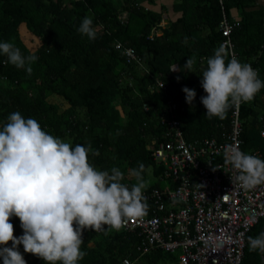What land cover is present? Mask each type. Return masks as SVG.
Returning <instances> with one entry per match:
<instances>
[{
  "label": "trees",
  "instance_id": "trees-1",
  "mask_svg": "<svg viewBox=\"0 0 264 264\" xmlns=\"http://www.w3.org/2000/svg\"><path fill=\"white\" fill-rule=\"evenodd\" d=\"M251 5V0H179L174 5L179 17L163 27L164 11L146 9L140 0H124L119 6L114 0H0V42L13 43L23 55L38 56L29 76L0 54V127L10 113L19 111L72 146L90 143L99 155L90 153L89 162L99 170L118 167L122 183H137L130 170L142 163L146 190L161 188L162 181L151 182L148 171L153 167L154 175L162 176L163 166L153 153L173 134L163 122V117L171 118L172 105L189 141L221 139L230 128L234 106L224 118L208 119L200 101L206 95L200 84L202 70L214 49L224 45L220 24L225 15L232 22L240 20L231 34L238 60L256 68L264 81V17L248 10ZM233 8L240 11L239 19L233 18ZM85 16L93 19L95 40L77 31ZM22 23L40 38L35 51L21 38ZM125 47H133L139 58L129 59ZM189 57L195 59L193 72L180 70ZM176 66L179 70L171 71ZM184 86L196 92L192 105L186 103ZM262 114L264 88L241 107L246 153L264 151ZM11 222L14 235H22L19 218ZM262 231L264 217L248 232L242 264H264V255L250 252L248 246V237ZM82 239L86 255L78 264H123L124 258L131 264H178V257L161 249H139L146 240L137 231L105 226L100 232L84 230ZM19 250L27 264H45L22 245Z\"/></svg>",
  "mask_w": 264,
  "mask_h": 264
},
{
  "label": "clouds",
  "instance_id": "clouds-1",
  "mask_svg": "<svg viewBox=\"0 0 264 264\" xmlns=\"http://www.w3.org/2000/svg\"><path fill=\"white\" fill-rule=\"evenodd\" d=\"M77 31L89 40L96 39L89 16L82 19ZM184 39L186 42L187 37ZM0 54L29 76L33 72L31 65L38 60L35 53L23 55L7 41L0 42ZM194 64L195 59L189 57L180 70L193 72ZM177 70L176 66L171 71ZM200 84L206 93L200 101L208 119L224 118L231 107L251 102L264 88L256 68L234 55L229 58L223 44L207 59ZM182 91L186 103L192 105L195 90L184 86ZM90 153L99 155L98 150L92 151L90 143L72 146L43 130L36 119L24 118L19 111L8 115L7 122L0 127L2 264H27L20 245L24 252L41 258L45 264H78L86 255L81 250L84 230L100 232L107 226L120 231L128 220L146 215L148 205L143 191L148 183L142 175L145 166L141 163L130 170L137 183L128 186L121 182L124 174L118 167L99 170L89 162ZM223 154L225 163L236 170L234 182L242 189L250 190L264 183V160L232 144L224 146ZM13 217L19 218L23 230L19 237L14 235ZM248 246L250 252L264 255V231L249 236ZM168 253L178 254L181 264L180 249ZM123 263L131 264V260L124 258Z\"/></svg>",
  "mask_w": 264,
  "mask_h": 264
},
{
  "label": "built area",
  "instance_id": "built-area-1",
  "mask_svg": "<svg viewBox=\"0 0 264 264\" xmlns=\"http://www.w3.org/2000/svg\"><path fill=\"white\" fill-rule=\"evenodd\" d=\"M239 22L225 15L220 24L224 45L237 59L231 34ZM123 53L129 59L139 58L133 47H125ZM242 104L234 106L230 128L221 139L194 141L185 138L176 119V106L170 107L171 118L163 117V122L168 123L173 134H168L170 140L161 141L153 153L163 166L161 180L165 185L143 191L148 205L146 215L128 220L123 227L145 238L146 246L139 249H180L181 264L242 263L248 232L264 217V183L242 189L234 182L236 170L224 160L225 145L232 144L243 151ZM260 121L264 137V115H260ZM249 154L264 160L261 149Z\"/></svg>",
  "mask_w": 264,
  "mask_h": 264
},
{
  "label": "crops",
  "instance_id": "crops-1",
  "mask_svg": "<svg viewBox=\"0 0 264 264\" xmlns=\"http://www.w3.org/2000/svg\"><path fill=\"white\" fill-rule=\"evenodd\" d=\"M178 2H179V0H151V1L150 0H140V5L144 6L146 9H149V10L150 9L156 10V11H162L163 10L164 11V20H163L161 25L164 27L170 20H175L179 17L180 14L174 10V5ZM123 3H124V0H122V2L118 3L117 5L119 6V5H122ZM251 4H252L251 8H248V10L260 11L263 13V17H264V0H251ZM232 16H233V18L239 19L241 17L240 11L237 8H233L232 9ZM22 26H24L27 31L32 33L28 29L26 23H22L20 25L19 31L21 30ZM32 35L35 39H37L39 41V44H40V38L35 36L33 33H32ZM28 48H30V47L28 46Z\"/></svg>",
  "mask_w": 264,
  "mask_h": 264
},
{
  "label": "rangeland",
  "instance_id": "rangeland-1",
  "mask_svg": "<svg viewBox=\"0 0 264 264\" xmlns=\"http://www.w3.org/2000/svg\"><path fill=\"white\" fill-rule=\"evenodd\" d=\"M115 2H116V4H118V3H121L122 0H115ZM20 31H21L20 32L21 37L24 40V42L30 47V49L32 51H35L39 47V45H40L39 44V41L37 39H35L33 37L32 33H30L29 31H27L24 26H22V28H21ZM177 69H178V67H177ZM248 103H250V102H248ZM148 177H149V179H150L151 182H155V183H158V182L160 183L161 182V178L154 175L153 167H150V169L148 171ZM162 185L164 187V185H165V181L164 180H162ZM170 256L177 258L178 257V254H172Z\"/></svg>",
  "mask_w": 264,
  "mask_h": 264
},
{
  "label": "water",
  "instance_id": "water-1",
  "mask_svg": "<svg viewBox=\"0 0 264 264\" xmlns=\"http://www.w3.org/2000/svg\"><path fill=\"white\" fill-rule=\"evenodd\" d=\"M167 20V19H166Z\"/></svg>",
  "mask_w": 264,
  "mask_h": 264
}]
</instances>
